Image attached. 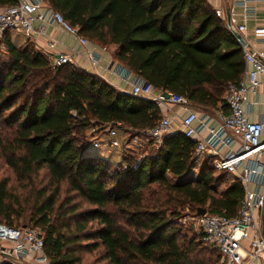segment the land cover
I'll list each match as a JSON object with an SVG mask.
<instances>
[{
    "label": "trees",
    "instance_id": "trees-1",
    "mask_svg": "<svg viewBox=\"0 0 264 264\" xmlns=\"http://www.w3.org/2000/svg\"><path fill=\"white\" fill-rule=\"evenodd\" d=\"M44 1L88 42L113 47L119 65L194 108L224 110L228 87L246 70L240 44L207 0ZM17 3L0 0V7ZM11 33L0 49L7 56L0 65V151L23 192L34 189L41 171L48 182L33 205L12 202L1 182L0 223L40 229L50 264H218L217 250L183 239L177 209L235 217L240 182L218 192L224 178L214 177L208 157L198 178L187 180L196 143L181 132L140 160L126 158L123 173L112 172L93 154L88 130L139 135L161 119L159 108L74 65L52 67L32 42ZM24 217L32 226L17 224Z\"/></svg>",
    "mask_w": 264,
    "mask_h": 264
},
{
    "label": "built area",
    "instance_id": "built-area-1",
    "mask_svg": "<svg viewBox=\"0 0 264 264\" xmlns=\"http://www.w3.org/2000/svg\"><path fill=\"white\" fill-rule=\"evenodd\" d=\"M215 14L221 18L222 9H216ZM262 22L253 30L258 38L256 45L261 46V50L254 48L255 45L251 46L242 37L244 45L238 42L244 61L250 68L245 78L228 87L225 95L228 113L219 114L216 121L192 110L184 96L156 90L121 65L114 71L130 85V95L148 100L158 108L178 107L184 113L178 115L176 112L172 117H161L152 129L134 137L132 144L140 145L145 139L147 143L152 141L160 146L171 133L172 121L176 119L179 121L180 132L196 143L194 156L197 159L210 158L214 171L228 173L242 185L244 196L235 217L227 218L208 212L199 215V210L194 216L202 242L220 253L221 264H263L264 124L250 121L244 109L246 96H254L264 85V17ZM36 23L39 25L35 28ZM47 24H54L63 32L77 36L82 45L88 44L87 39L78 34V29L66 21L61 13L52 10L44 0H18L14 6L0 7V49L4 48L2 42L6 32L43 36ZM229 24L228 28L233 35L237 33L241 36L246 30L244 24H236L233 18H230ZM54 45L50 41L49 49H53ZM47 58L54 68L74 63L65 54ZM92 63L96 64L94 60ZM106 131V146L118 148L120 142L115 129L107 128ZM44 247V236L40 229L0 223V263L50 264Z\"/></svg>",
    "mask_w": 264,
    "mask_h": 264
},
{
    "label": "crops",
    "instance_id": "crops-1",
    "mask_svg": "<svg viewBox=\"0 0 264 264\" xmlns=\"http://www.w3.org/2000/svg\"><path fill=\"white\" fill-rule=\"evenodd\" d=\"M207 2L214 10L222 9L223 14L220 19L226 25L230 18L235 19L236 24L238 25L244 24L246 26V30L241 34V37L251 46L255 45L254 48L256 47L258 50L262 49L261 46L256 45V40L258 38L254 35L253 30L255 27L262 25L263 23L264 0H207ZM38 25L39 23H36L34 27L36 28ZM10 36L11 39H16L21 43L28 39L34 44L35 48L46 57L57 54L68 55L72 58L74 66L83 69L86 72L98 75L117 91L130 94V85L124 82L114 73L119 63L114 60L113 47L105 48L92 42H88L87 45H82L79 42V38L77 36L63 32L58 26L54 24L45 25V35L43 36H26L24 34H18L14 32H12ZM50 41L55 43L53 49H49L48 47V43ZM92 60L96 62L95 65L92 63ZM245 66L246 70L242 76V79L245 78L246 72L250 68V66L246 63ZM246 102L247 104L244 106V109L249 120L252 122H262L264 124V85H262L257 90V93L254 96L247 95ZM190 108L197 112L200 116H207L215 121L217 120L219 114L228 113L227 107L224 110H201L194 108L190 104ZM159 110L161 117H172L176 112L178 115L184 114L180 111V109H178V107L163 106L159 108ZM172 126L173 128L171 127L170 134L180 132L179 121L173 119ZM114 129L117 135V129ZM93 154L98 157L101 156V152L99 151L93 152ZM231 177L233 180L234 177L232 175Z\"/></svg>",
    "mask_w": 264,
    "mask_h": 264
},
{
    "label": "rangeland",
    "instance_id": "rangeland-1",
    "mask_svg": "<svg viewBox=\"0 0 264 264\" xmlns=\"http://www.w3.org/2000/svg\"><path fill=\"white\" fill-rule=\"evenodd\" d=\"M6 59H7V56L0 53V65ZM139 135L136 134V132L134 131H124L121 129H117V139L121 143V146L119 148H109L106 146L107 141H108L107 131L99 129V128H91L87 132V140L90 143V148L93 150V152H96V151L101 152V156L99 158L102 159L103 162H106L109 164L110 170L112 172L120 174V173H123L124 170L126 169V164L124 163V160L126 158L140 160L144 156L149 155L155 150H157L159 147V144H153L152 141L147 143L145 139H144L145 143L141 142L139 143L140 145L132 144L131 140L134 137H138ZM202 162L203 160L201 157L196 162L194 167L191 168V173L187 177V180L194 181L198 178L197 177L198 171L201 167ZM212 173L214 177L216 178L218 177L224 178V183L221 186L219 185L217 187L218 192H222L225 189V187L231 182L232 180L231 175L225 172L217 173L216 171L214 172L212 171ZM169 178L171 182H175V179L173 177L169 176ZM3 181H7L9 188H11V190L9 191V195H12L13 197H15L13 198L12 202L18 200L20 204H24L29 199L30 205H33L35 193L41 188H43L44 186H46L48 182V178L45 176L44 172L42 171L39 172L37 175H35L32 178V184L34 185V189L30 190V192H23L22 191L23 187L21 186V184L17 183L15 175L13 174L11 169H9V167L6 165V157L0 151V183ZM85 208L87 209L88 207L83 205L82 209H85ZM204 210H206L207 212V208H204ZM197 211L198 210H196V208H194L193 206H188V205L180 206L177 209L179 216L176 219V222L180 225L178 226L181 228L183 239L186 241L201 240L202 242V236L194 220V216H196ZM17 224L19 226L21 225L32 226V223L29 222V218H25V217L19 219ZM262 263L264 264V257L262 258ZM218 264H221V259Z\"/></svg>",
    "mask_w": 264,
    "mask_h": 264
},
{
    "label": "water",
    "instance_id": "water-1",
    "mask_svg": "<svg viewBox=\"0 0 264 264\" xmlns=\"http://www.w3.org/2000/svg\"><path fill=\"white\" fill-rule=\"evenodd\" d=\"M227 26L230 28L229 21L227 22ZM234 36L238 40V42L240 44L244 45V42H243V40H242V38H241V36L239 34L234 33ZM198 213H199V215H203V214L206 213V210L201 209V210L198 211ZM262 229H263V234H264V208H263V216H262Z\"/></svg>",
    "mask_w": 264,
    "mask_h": 264
}]
</instances>
